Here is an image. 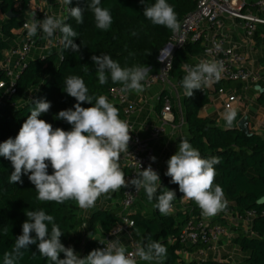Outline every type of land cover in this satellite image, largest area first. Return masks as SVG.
Instances as JSON below:
<instances>
[{"label": "trees", "instance_id": "obj_1", "mask_svg": "<svg viewBox=\"0 0 264 264\" xmlns=\"http://www.w3.org/2000/svg\"><path fill=\"white\" fill-rule=\"evenodd\" d=\"M30 1L2 0L0 11L3 15L9 12L19 14L28 7ZM90 3L91 0H72L71 4L67 5V8L76 6L85 8L82 24H77L69 11L64 19L79 34L74 40L80 45L79 53L65 49L60 42L57 54L29 62L19 74L15 81L16 93L7 97L5 106H0V143L17 136L22 124L30 116L34 102L41 99L50 101L51 108L39 119L52 124L53 129L62 128L70 131L72 126L66 121L56 119V116L59 111L73 108L77 103L75 98L63 91L64 79L72 75L84 80L89 95L106 96L108 101L119 109V118L122 119V107L110 99V93L115 88H122L123 85L113 83L110 74H107L108 82L101 85L96 66L91 59L93 55L107 54L122 68L134 66L152 68L158 65V54L168 42L172 30L153 25L146 19L143 15L145 5L141 4L140 0H101L100 6L107 8L113 18L107 31L96 27L94 14L87 8V4ZM145 3L151 5L155 0H145ZM167 3L173 7L178 21L191 13L196 5L194 0H167ZM22 24L23 22L11 19L3 27V34L10 36V31L20 28ZM133 32L136 35H132ZM262 32L264 35V29ZM256 34L259 35V32L256 31ZM4 47L0 41V50ZM202 52L203 49L199 44H193L173 54L169 76L179 87L183 88L181 84L185 76L183 68L192 65L191 58L200 56ZM0 80H6L2 72H0ZM227 84L229 83H219L215 88L223 89ZM31 89H37L39 93L32 100L27 101ZM262 95L259 98L260 102L264 100V94ZM208 97L209 92L203 88L194 90L191 97H184L188 141L199 151L202 158L213 156L220 158V163L214 166L216 169L214 185H220L223 189L228 202L225 212L235 218H243L247 212L254 213L250 235L239 234L233 240L240 252L247 254V258L234 264H264V136L250 129L249 136L239 132L236 125L242 118L240 113H237L232 125L226 130L219 129L213 120L201 119L199 113L208 105ZM17 105L21 106L14 108ZM81 106L87 108L92 105L85 102ZM13 171L11 161L0 156V264H3L4 253L12 250L16 237L22 234V224L27 220L26 210H43L53 215L55 222L64 232L61 242L65 247H73L80 258H85L92 250L101 248L102 242L99 240L98 230L109 234L113 228L127 220L129 235L135 243L142 244L150 235L153 240L159 241L166 247L167 255L156 261L158 264H231L226 261L205 260L186 263L182 260L181 253L196 254L206 249V246L186 248L179 243L181 232L189 220L199 221L202 211L192 200L181 208L182 193L177 184L170 182L169 176L164 177L161 186L176 193L172 205L173 208L181 209L175 217L171 214H160L154 207L157 201L155 199L149 201L142 188L139 197L147 202L148 214H143L142 209L131 214H125L121 209L94 212L86 226L92 238L82 245V238L77 231L82 227L83 220L77 202L67 200L57 204L54 201H39L36 199L35 186L29 181L28 175H22L23 183H8ZM52 172L49 163L48 173L52 174ZM166 189H159L157 195ZM50 229L51 225L49 231ZM32 235L35 236V233ZM60 258H64L63 253L60 254ZM17 264H51V261L39 254L36 245H30L29 250H25Z\"/></svg>", "mask_w": 264, "mask_h": 264}, {"label": "clouds", "instance_id": "obj_2", "mask_svg": "<svg viewBox=\"0 0 264 264\" xmlns=\"http://www.w3.org/2000/svg\"><path fill=\"white\" fill-rule=\"evenodd\" d=\"M71 2L64 0L66 5ZM140 3L145 5L144 17L153 25L173 32L180 30L177 14L167 0H155L151 5H146L145 0H140ZM100 5L101 0H91L87 8L94 14L96 27L107 31L113 18L110 11ZM68 11L77 24L83 23L85 8L76 6L68 8ZM24 26L29 37L35 36L39 30L52 38L59 31L62 34L60 42L65 49L74 53L80 51V45L74 42L78 32L60 18L46 15L43 20H37L34 16L32 22ZM91 59L101 85L108 82L107 74H110L113 83L123 85L121 91H144L142 82L146 80L149 67L122 68L107 54L93 55ZM222 72L223 65L216 61H202L191 67L181 81L185 95L191 97L194 90H202L214 80L218 81ZM64 85L63 91L77 103L73 108L59 111L56 119L66 121L72 126L71 130L53 129L52 124L39 119L50 110L51 102L46 99L35 101L17 136L0 143V156L11 161L14 169L8 183H23L22 175H28L35 186L37 200L57 204L75 200L82 209L94 207L101 195L130 184L136 191L143 188L149 201L155 199L154 207L160 214H170L176 193L162 188L159 174L151 164L130 181L125 178L119 161L121 154L128 152L131 131L128 123L119 118V109L106 96L89 95L81 77L69 76L64 79ZM85 102L92 106L82 107ZM236 116V110L229 106L224 113L226 125L230 127ZM150 160L155 162L156 157L152 156ZM49 163L52 174L48 173ZM219 163V157L202 158L187 139L181 138L178 151L167 161L165 175L171 177V183L179 186L184 199L194 201L203 215L211 217L228 207L222 187L214 185V166ZM159 189L166 190L157 195ZM25 214L27 220L22 224V234L16 237L12 250L4 253L3 264H17L30 245H36L39 254L51 264H137L136 257L143 261H159L167 255L166 247L149 235L137 245L135 252L126 253L119 240H112L103 249H94L85 258H80L73 247H65L61 242L64 232L53 215L43 210H26ZM61 253L64 254L63 259L60 258Z\"/></svg>", "mask_w": 264, "mask_h": 264}, {"label": "crops", "instance_id": "obj_3", "mask_svg": "<svg viewBox=\"0 0 264 264\" xmlns=\"http://www.w3.org/2000/svg\"><path fill=\"white\" fill-rule=\"evenodd\" d=\"M1 3L2 0H0V4ZM38 6L47 11L50 16H54L56 18H62L63 16V4L59 5L54 0H31L28 4V7L24 11L20 12L19 14L13 13L16 17L12 19H16L18 22L24 23L30 19L34 9ZM261 17H263V15H261ZM10 20H8L6 15H3L0 11V41L5 46L0 50V72L2 73L14 72L12 65L4 61V58L8 57L11 49L16 48L24 42L20 28L11 30L10 36H5L3 34V27L6 26ZM263 29V25L258 26L257 31L259 32V35L255 33L253 39L249 40L244 37V31L240 22L225 17L222 19L221 25L219 27H215L209 32V34L213 37L224 38L229 46H233L236 51H238L244 57L246 69L252 73L258 74L261 77L259 86H256L260 87L261 89H264ZM31 38L35 39V44L26 58V65L31 61L46 58L51 54H56V51L46 47L45 38L41 36L39 31ZM200 60V56L194 57L191 58L190 63L195 65ZM159 70V65L152 67L147 77L158 74ZM18 71L17 73H21L20 70ZM256 87H244L240 84L229 83L223 89L226 94L233 95L237 98V100L232 104V108L235 109L237 113H240L242 117H248L249 129L256 134L264 136V100L263 102L259 101V98L263 95L255 90ZM208 92L209 103L200 111L199 117L204 120H213L219 129H228L229 126L226 125V121L224 120L225 110L223 109V97L217 93V89L215 87L214 89H209ZM38 93L39 91L37 89H31L29 91L27 101L32 100L38 95ZM185 96L184 89L179 87L175 80L170 76L164 83L157 82L149 88L145 86L144 91L142 92L129 91L128 93V102L126 105L131 110L129 120L135 128V133L145 141H149L150 128L162 123L161 112L163 108V100L167 98L171 104V114L167 115L165 120L167 130L166 135L160 140L150 142L154 156L156 157L155 170L159 174L161 183L166 176L165 173L167 171V161L178 151L180 139L184 138L189 140V133L187 131L184 118L183 103ZM6 99L7 92L5 89H1L0 106L6 105ZM18 106L20 107L21 105H17L14 108H17ZM119 164L125 175L127 170L125 162L122 160V158H120ZM120 199L121 196L118 190L101 195L97 199L95 206L92 208H81L80 215L83 220V225L77 231V234L82 238V245L92 238L86 229L87 223L90 220L92 214L97 211L108 212L121 209ZM181 200L185 203L189 201L183 198V193ZM139 209H142L143 214H146L149 211L147 202L143 201V199L140 197L138 198L134 207L129 210L127 214L134 213ZM179 210L173 208L170 214L175 217ZM200 220L210 224H219L225 227L227 230V236L216 246L205 249L204 254L201 256L197 253H181V258L184 262L188 263L191 261L205 260L219 262L226 261L234 264L242 262L247 258V254L241 253L240 249L234 245L233 240L239 234H245L249 236L252 225L251 223L239 221L238 218L231 216L230 213L225 211H221L215 216L211 217L205 216L201 212ZM98 237L103 245L107 234H104L98 230ZM112 240H119L122 246L125 247L126 251L130 248L131 242H134L129 234H119L111 238V241ZM138 264L158 263L156 261H143L139 259Z\"/></svg>", "mask_w": 264, "mask_h": 264}, {"label": "built area", "instance_id": "obj_4", "mask_svg": "<svg viewBox=\"0 0 264 264\" xmlns=\"http://www.w3.org/2000/svg\"><path fill=\"white\" fill-rule=\"evenodd\" d=\"M54 1L59 5L63 4V16L60 19L64 20L65 15L68 13L67 5L64 3V0ZM194 1L196 3L195 9L179 21L181 25L180 30L177 32L172 31L168 42L158 54L157 63L160 67L159 73L147 77L142 83H144L147 88L157 82L164 83L169 77L172 69L173 54L177 50H182L188 45L199 44L202 47L203 52L200 55L201 60L197 64L202 61H216L223 65L221 78L218 81L214 80L212 83L204 86L203 89L207 91L211 88L214 89L215 85L219 83H235L244 87L259 86L261 77L246 69L244 57L236 51L233 46H229L224 38L213 37L209 32L213 28L219 27L222 19L227 17L240 22L244 31V37L249 40L253 39L257 27L260 25L264 26V0H250L252 1L251 3H248L246 0ZM46 15L50 16L42 7L38 6L34 9L30 19L24 22L20 27L24 42L16 48L11 49L8 57L4 58V61L11 64L14 70V72L3 73L6 80H0V90L5 89L7 97L16 93L15 81L20 74L17 73V71H22L25 68L26 58L35 44V39H32L27 35V28L24 25L30 24L34 16L37 20H43ZM261 15H263V17H261ZM39 33L45 38L46 47L48 49H53L57 54L60 48L61 33L57 31L52 38H48L42 31H39ZM197 64L184 67V74L186 75L187 70ZM150 70L151 68L149 67L148 73ZM128 93L129 91H121V88H115L110 93V99L122 107L123 118L121 120L128 123L129 130L131 131L128 152L121 154V158L125 162L127 170L125 178L127 181H130L135 178L136 173L147 168L149 164H151L152 168L155 170V162L150 160V157L154 156L150 142L160 140L166 135L167 130L165 120L166 116L171 114V104L169 99L165 98L163 100V108L161 112L162 123L150 128L149 141H145L135 133V128L129 120L131 110L126 105L128 102ZM217 93L223 97V109L225 111L229 106L232 107V104L237 100L235 96L226 94L222 88L218 89ZM141 190L142 188L139 189V191H136L134 186L130 184L128 187L119 190L121 196L120 207L125 214L134 207L140 196ZM184 204L185 202L181 200V207H183ZM253 217V212H247L243 218H238V220L251 223ZM119 234H129V222L127 220L123 221L120 226L113 228V230L107 234L104 244L99 249H103L109 244L111 238ZM226 236V228L219 224H210L203 220L196 221L190 219L187 226L181 232L179 243L186 248L206 246V249H209L220 243ZM137 245V243L131 242L130 248L126 253L135 252ZM197 254L200 256L203 255L204 250L198 251ZM136 261L138 264L139 257H136Z\"/></svg>", "mask_w": 264, "mask_h": 264}, {"label": "water", "instance_id": "obj_5", "mask_svg": "<svg viewBox=\"0 0 264 264\" xmlns=\"http://www.w3.org/2000/svg\"><path fill=\"white\" fill-rule=\"evenodd\" d=\"M16 16L12 13L9 12L6 14V18L8 20L15 18ZM255 90L260 92V94H264V89H261L260 87H256ZM236 128L239 132L243 133L246 136L251 135L250 130H249V120L247 116H243L237 123Z\"/></svg>", "mask_w": 264, "mask_h": 264}, {"label": "rangeland", "instance_id": "obj_6", "mask_svg": "<svg viewBox=\"0 0 264 264\" xmlns=\"http://www.w3.org/2000/svg\"><path fill=\"white\" fill-rule=\"evenodd\" d=\"M248 3H251L252 1H250V0H246ZM146 214H148V212L146 213Z\"/></svg>", "mask_w": 264, "mask_h": 264}]
</instances>
